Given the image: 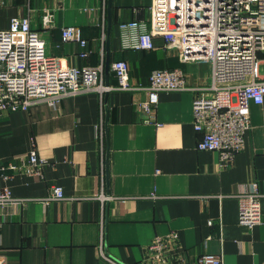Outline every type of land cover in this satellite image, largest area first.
I'll return each mask as SVG.
<instances>
[{
    "label": "crops",
    "instance_id": "0c3cea01",
    "mask_svg": "<svg viewBox=\"0 0 264 264\" xmlns=\"http://www.w3.org/2000/svg\"><path fill=\"white\" fill-rule=\"evenodd\" d=\"M150 2L111 0L108 13V0H0V29L29 17L62 65L102 66L103 83L112 86L110 65L123 60L136 87L64 97L54 108L35 103L0 117V188L22 200L0 208L3 264H109L101 255L115 264H159L147 249L170 233L177 241L161 264L206 254L224 264H264V197L261 223L250 230L238 223L239 195L254 184L264 193V102L250 104L244 149L232 161L198 150L194 92L153 94L149 76L180 69L188 87H199L209 82L210 65L181 62L160 37L152 50L121 47L119 23L146 21ZM47 11L52 25L44 28ZM68 25L80 29L84 47L62 41ZM150 100L147 114L141 104ZM32 150L42 161L37 175L21 167ZM53 186L65 198L46 203Z\"/></svg>",
    "mask_w": 264,
    "mask_h": 264
},
{
    "label": "built area",
    "instance_id": "2783aa9c",
    "mask_svg": "<svg viewBox=\"0 0 264 264\" xmlns=\"http://www.w3.org/2000/svg\"><path fill=\"white\" fill-rule=\"evenodd\" d=\"M149 18L120 22L123 50L148 51L155 48L153 37L177 52L183 63L205 62L211 67L206 85L188 87L180 69H158L149 76V91L194 92L193 128L202 134L200 151L218 154L228 163L244 149L245 134L250 128V104L264 102V0H151ZM44 28L52 25L46 12ZM63 42L84 47L76 26L61 28ZM86 53H81L85 57ZM110 68L116 85H104L103 67L64 66L46 50L42 34L31 27L29 17H13L7 29H0V117L15 111H27L35 103L56 107L64 98L87 92L103 94L110 90H133L126 61H114ZM150 100L141 104L144 113L151 111ZM25 159V158H24ZM22 165L31 175L39 173L42 161L32 150ZM10 168L15 166L10 164ZM264 193L256 184L239 195L238 223L250 230L261 223L259 200ZM62 188L53 186L43 199H64ZM6 189L0 188V208L21 204ZM170 233L157 237L147 254L155 263H165L166 251L177 241ZM103 262L115 264L101 255ZM101 260V261H102ZM0 264L3 260L0 258ZM181 264H224L220 257L206 254L196 261Z\"/></svg>",
    "mask_w": 264,
    "mask_h": 264
},
{
    "label": "water",
    "instance_id": "95a60500",
    "mask_svg": "<svg viewBox=\"0 0 264 264\" xmlns=\"http://www.w3.org/2000/svg\"><path fill=\"white\" fill-rule=\"evenodd\" d=\"M110 8H111V0H108V13H110ZM109 30H110V23L108 25V31ZM108 69H109V63L107 62L105 66V71H108Z\"/></svg>",
    "mask_w": 264,
    "mask_h": 264
}]
</instances>
